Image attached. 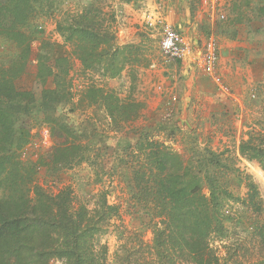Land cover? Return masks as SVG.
<instances>
[{"label": "rangeland", "instance_id": "obj_1", "mask_svg": "<svg viewBox=\"0 0 264 264\" xmlns=\"http://www.w3.org/2000/svg\"><path fill=\"white\" fill-rule=\"evenodd\" d=\"M263 2L44 0L47 4L44 7L31 2L30 18L17 28L25 35V41L20 36L0 35V70L5 78L16 89L39 99L47 89L62 91L67 105L57 110L55 118L74 126L80 136L82 132L85 134L86 138H81L84 148L92 144L82 163L56 170L51 158L54 144L67 141L63 135L57 136L60 133L55 134V126L45 123L43 112L36 110L29 124H25L31 137L21 151V161L34 166L36 184L49 193L56 195L70 187L76 207L85 205L94 209L98 194L108 191L109 204L119 205L120 216L113 221V226L95 238V252L105 256V264H156L153 224L159 219L155 218L154 206L142 200L145 191L129 183L130 165L144 158L136 144L145 142V137L165 143L183 157L189 171L186 181L199 182L208 193V177L215 178L222 196L218 218L225 230L223 236L212 238V246L222 255H225L222 245L230 247L231 255L237 251L233 261L241 264L264 262V248L253 234L255 224L264 223V171L257 162L243 158L238 151L240 142L253 129L264 128V90L248 94L237 111L228 103H225L227 107L215 110V105L210 103L207 111V100L197 83L203 79L211 81L197 64L198 53L206 40L212 35L219 40L237 23H251L264 30V19L258 12ZM129 9L131 13L138 12L141 24L123 25L122 16ZM86 11L101 17L104 28L115 36L118 45L139 46L142 52L138 56L139 66L127 67L114 79L84 71L73 46L65 41L58 28L60 23L70 22ZM221 13L226 16L224 21L218 20ZM148 17L154 20L155 26L146 23ZM160 20L174 24L189 43L191 57L184 58L183 65L168 60L162 53ZM5 25L8 26L6 22ZM62 59L66 61L57 63ZM45 68H52L59 77L41 76V69ZM94 83L121 100L143 106L138 117L126 123L121 132L112 130L111 119L104 110L87 108V101L80 102L85 97L84 91ZM209 153L216 155L218 163L209 160ZM249 182L257 188L260 213H255L248 204ZM51 264L64 262L54 260Z\"/></svg>", "mask_w": 264, "mask_h": 264}, {"label": "trees", "instance_id": "obj_2", "mask_svg": "<svg viewBox=\"0 0 264 264\" xmlns=\"http://www.w3.org/2000/svg\"><path fill=\"white\" fill-rule=\"evenodd\" d=\"M31 2L40 7L47 5L44 0H0V35L20 36L25 41V35L17 28L30 18ZM258 12L264 19V2ZM90 14V11L80 13L70 22L60 23L58 28L65 41L73 46L84 71L114 79L127 67L139 66L138 56L142 54L139 46L118 45L115 36L104 28L101 17ZM5 22L8 26H4ZM238 22L242 21L238 19ZM43 75L59 77L52 68L41 69ZM56 90L43 91L39 99L16 89L0 70V192L3 193L0 264H51L54 260L64 264H105V256L95 252V238L113 226V221L120 216L119 205L109 204L108 191L98 194L94 209L85 205L76 207L70 187L56 195L49 193L36 184L34 166L21 161V151L31 137L25 124H29L36 110L43 112L45 123L55 126V134L60 133L57 136L66 138L67 142L57 141L51 153L56 170L82 163L92 147V144L82 146L81 138H86L83 132L80 136L74 126L55 118L57 110L67 105L62 91ZM84 96L80 102L87 101V108L97 107L108 113L112 130L116 132L136 119L143 107L121 100L97 83L89 85ZM145 138V142L136 144L144 158L130 165L129 183L145 191L142 200L154 206L155 218L159 219L153 224L156 264H241L233 261L237 251L231 255L230 247L222 245L225 252L222 255L211 244L212 238L223 236L225 230L218 218L222 196L215 178L208 177L209 191L205 192L199 182L186 181L189 171L180 154L165 143ZM238 151L243 158L257 162L264 171V128L253 129L240 142ZM209 158L212 163H218L214 153H209ZM201 166L204 165L201 163ZM247 188L248 204L255 213H260L256 186L249 182ZM253 230L264 248V223L257 222Z\"/></svg>", "mask_w": 264, "mask_h": 264}, {"label": "crops", "instance_id": "obj_3", "mask_svg": "<svg viewBox=\"0 0 264 264\" xmlns=\"http://www.w3.org/2000/svg\"><path fill=\"white\" fill-rule=\"evenodd\" d=\"M122 17L125 27L142 23L138 12L131 13L130 9L125 11ZM237 24L219 38V74L222 85L230 93L223 92L221 86L209 79L197 81L205 100H207V104H205L207 111L211 106L210 103L215 105L213 110L216 107H227L225 103H228L230 108H235L237 111V107H242L248 94L253 91L261 93L264 90V30L260 26L254 27L251 23ZM126 41H129L128 37ZM189 68H191L190 65ZM192 74H194L193 71Z\"/></svg>", "mask_w": 264, "mask_h": 264}, {"label": "built area", "instance_id": "obj_4", "mask_svg": "<svg viewBox=\"0 0 264 264\" xmlns=\"http://www.w3.org/2000/svg\"><path fill=\"white\" fill-rule=\"evenodd\" d=\"M216 2V1H215ZM226 16L224 13L218 15L219 21H224ZM146 23L153 27L155 22L148 17ZM162 24L161 51L164 56L173 62H182L187 56L191 57V48L185 38L182 37L177 28L168 21L160 20ZM220 60V44L219 40L214 36H210L204 43L202 50L198 53L197 64L202 72L211 79L212 82L221 86L223 92L230 93L221 82L219 74ZM255 98V95H253Z\"/></svg>", "mask_w": 264, "mask_h": 264}]
</instances>
